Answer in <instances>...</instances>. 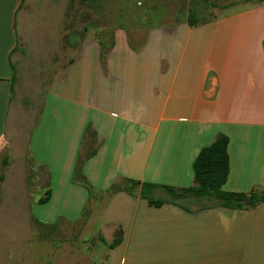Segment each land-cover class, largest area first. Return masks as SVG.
Masks as SVG:
<instances>
[{"label": "crops", "instance_id": "crops-1", "mask_svg": "<svg viewBox=\"0 0 264 264\" xmlns=\"http://www.w3.org/2000/svg\"><path fill=\"white\" fill-rule=\"evenodd\" d=\"M80 8L0 0V155L9 141L25 143L47 175L40 189L52 192L39 204L64 199L74 211L59 218L71 223L90 204L99 235L111 242L122 231L103 264H264V204L231 209L191 196V206H155L140 186L112 190L135 179L169 198L165 186L194 184V160L220 134L230 159L222 190L264 189V3L155 26L139 42L119 26L105 66L98 40L82 42L91 25L82 28ZM88 126L100 143L83 164L91 191L73 180Z\"/></svg>", "mask_w": 264, "mask_h": 264}, {"label": "rangeland", "instance_id": "rangeland-1", "mask_svg": "<svg viewBox=\"0 0 264 264\" xmlns=\"http://www.w3.org/2000/svg\"><path fill=\"white\" fill-rule=\"evenodd\" d=\"M259 3L264 0H80L82 28L89 22L91 25V30H82L81 38L82 42L84 38L110 40L121 26L131 42H139L149 28L187 21L190 7L199 5L204 17L211 20ZM6 145L0 155V264H103L107 245L99 238L95 218L66 222L59 215L64 209L74 208L63 209L64 199L39 204L37 200L45 195L46 188H40L46 173L32 163L25 143L20 146L9 141ZM197 198L195 205L208 201L206 197ZM181 203L191 206L186 200ZM31 215L59 222V226L46 230Z\"/></svg>", "mask_w": 264, "mask_h": 264}, {"label": "trees", "instance_id": "trees-1", "mask_svg": "<svg viewBox=\"0 0 264 264\" xmlns=\"http://www.w3.org/2000/svg\"><path fill=\"white\" fill-rule=\"evenodd\" d=\"M208 21L209 19H206L201 13V7L199 5L198 7L195 6V8L190 7L187 22L191 26L203 24ZM98 42L100 45L101 61L105 66L107 56L115 45V36L112 34L110 40L99 38ZM84 139L86 141V143L84 141V153L78 157L73 180L87 186L91 191V186L83 172V164L87 159L97 153L100 143L97 140V133L92 130L91 126H88ZM228 143V137L224 134H220L211 145L202 148L193 163L194 184L186 188L165 186L164 188L169 198L153 196L154 190L158 187L156 184L148 182L141 183L139 180L135 179H125V182H128V185L121 187L116 184L112 187V190L125 189L130 193H133L134 190L140 186L141 196L148 199L149 203L155 206H160L165 203H181V200L191 196L206 197L212 202V205L231 209L249 208L250 206L246 204L248 198H252V205L264 204V189L253 191L251 195L232 192L228 193L222 190V187L228 179L230 170ZM7 163V157H5L4 164L6 165ZM51 193V188L48 186L45 190V195L39 198V202H47L51 197ZM90 214L91 207L90 204H88L82 212V218L78 221L87 220ZM32 220L38 226L49 231H52L59 226V222L45 223L34 216H32ZM99 238L109 248H113L122 241L123 234L120 230L111 242H108L102 235H99Z\"/></svg>", "mask_w": 264, "mask_h": 264}, {"label": "water", "instance_id": "water-1", "mask_svg": "<svg viewBox=\"0 0 264 264\" xmlns=\"http://www.w3.org/2000/svg\"><path fill=\"white\" fill-rule=\"evenodd\" d=\"M252 198H248L247 200H246V204H248V205H251L252 204Z\"/></svg>", "mask_w": 264, "mask_h": 264}]
</instances>
